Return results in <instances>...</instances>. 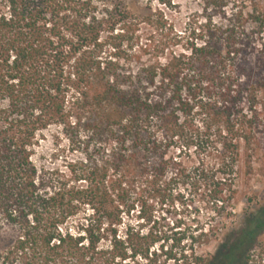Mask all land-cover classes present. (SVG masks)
<instances>
[{
  "label": "trees",
  "instance_id": "obj_1",
  "mask_svg": "<svg viewBox=\"0 0 264 264\" xmlns=\"http://www.w3.org/2000/svg\"><path fill=\"white\" fill-rule=\"evenodd\" d=\"M251 1L246 17L208 24L180 52L156 35L163 15L149 17L143 58L120 56L115 43L103 49L104 34L138 45L128 0H0V231L19 230L0 264L152 261L157 240L130 217L139 208L136 218L149 221L146 195L164 201L188 179L204 183L219 221L178 233L176 243H190L167 259L264 264V202L221 233L236 179L264 151V7ZM51 125L82 155L67 174L32 160ZM212 241V254L200 252Z\"/></svg>",
  "mask_w": 264,
  "mask_h": 264
},
{
  "label": "rangeland",
  "instance_id": "obj_2",
  "mask_svg": "<svg viewBox=\"0 0 264 264\" xmlns=\"http://www.w3.org/2000/svg\"><path fill=\"white\" fill-rule=\"evenodd\" d=\"M164 1H170V4H163L159 0H128V9L132 18L141 21L137 31L139 43L133 44V50H129L132 42L127 43V37L122 41L117 39L114 41L110 39L109 34H104L102 37L105 42L104 52L111 51L112 44L115 43L121 47L119 55L122 57L130 55V52L138 53L139 47L145 43L147 36L154 29L146 19L150 17L151 21H155L159 13L166 20V28L156 35L178 43L174 49L180 52L182 45L187 44L195 35L206 29L208 24L225 26L233 20V15L240 11L243 17H246L253 4L251 0H222L225 6L220 8L216 0ZM255 2L264 7V0H255ZM115 31H119V28ZM138 54L142 56V53ZM72 137L71 133L66 132L60 125L49 126L36 137L32 160L38 167H43L47 171L59 168L67 174L66 163L82 157L79 151H72ZM191 157L186 161L188 167L196 163L193 153ZM234 185L238 193L231 202L232 207L226 210L228 214L222 220L225 229L221 233L239 226L245 213L264 202V151L254 157L251 173L237 178ZM168 189L164 201L162 198H150L146 195L147 205L151 210L149 221L136 218V210L139 208H135V212L130 217L132 224L140 223L142 234H151L157 240L150 248V252L155 253V256H150L152 261L140 260V264H173V260L167 259L164 253L170 251L175 253L183 245L186 247L190 243L188 237L181 243H176L174 239L180 236L178 233L187 236L197 234L196 226L207 229L209 225L219 221L210 208L211 203L207 202L203 182L193 179L182 180L172 184ZM18 233V227L0 231V252L14 241ZM221 238L220 235L219 239ZM216 246L217 241H212L209 246H202L199 250L202 253L212 254Z\"/></svg>",
  "mask_w": 264,
  "mask_h": 264
}]
</instances>
